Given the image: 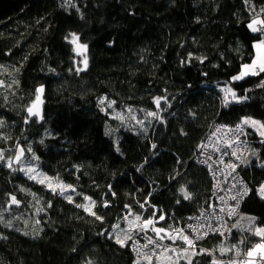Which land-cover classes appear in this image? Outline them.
<instances>
[{
	"label": "trees",
	"instance_id": "trees-1",
	"mask_svg": "<svg viewBox=\"0 0 264 264\" xmlns=\"http://www.w3.org/2000/svg\"><path fill=\"white\" fill-rule=\"evenodd\" d=\"M255 19L264 0H0V264L141 261L111 230L130 213L165 236L209 210L213 180L196 156L213 127L237 122L247 194L224 233L178 264H264L246 256L264 243V133L243 123L264 125V72L233 80L263 40ZM71 34L87 45L80 72ZM41 87L39 121L28 108ZM18 149L70 193L15 169Z\"/></svg>",
	"mask_w": 264,
	"mask_h": 264
},
{
	"label": "built area",
	"instance_id": "built-area-1",
	"mask_svg": "<svg viewBox=\"0 0 264 264\" xmlns=\"http://www.w3.org/2000/svg\"><path fill=\"white\" fill-rule=\"evenodd\" d=\"M255 27L264 28L260 24H256ZM260 32L264 34V31ZM255 71L259 72V69H255ZM260 75L261 72L257 76ZM230 103L231 101L228 98L227 101L225 98L223 99L224 106ZM238 125L239 129L237 128ZM218 129L219 131H217ZM243 135L244 126L241 122L218 124L213 127L206 140L200 146L196 160L209 170L213 180L215 203L209 210L199 213L185 229L173 227L168 230L163 239H159L156 233L150 231L149 226L144 228L143 231L140 230L138 226H143L145 220L140 219L137 221L136 219H131L130 213L123 217L117 227L125 233V242L130 244L136 258L158 260L167 252L175 256L192 258L197 253V241L210 234L224 233L227 220L237 215L241 200L245 196H237V193L247 191L239 172L240 165L248 153V145L243 140ZM229 144L231 145L230 147L228 146ZM233 152L236 155H232ZM233 196H236V199H233ZM181 236H188L189 239H192L194 247L189 248L181 239ZM149 238H152L156 243L149 244ZM184 248H189L188 252L182 251ZM165 249L168 250L166 251ZM145 253L148 255L145 256ZM255 262L259 263L261 259L256 257Z\"/></svg>",
	"mask_w": 264,
	"mask_h": 264
},
{
	"label": "snow or ice",
	"instance_id": "snow-or-ice-1",
	"mask_svg": "<svg viewBox=\"0 0 264 264\" xmlns=\"http://www.w3.org/2000/svg\"><path fill=\"white\" fill-rule=\"evenodd\" d=\"M256 24H260V25L264 26V20L255 19L251 23H249L248 27L253 32L264 31V28L254 27V25H256ZM78 41H79V37L76 34H71V39H70L69 43L76 45V48L74 49V51H76V54L77 55H81L82 51H86L87 50V45L86 44H79ZM257 47H264V40H260L259 43L257 44ZM201 62H203V61H201ZM83 63H84V67L86 68L87 67V58L86 57H85ZM243 67H244V69L246 71L241 72L240 75L233 77V80H241V79L244 78L245 75H249V74H251V75H258L259 72H264V65H261L260 66L259 72L252 70V67H253L252 65L245 64ZM83 70L84 69H82V68H77L76 69L77 72H80V71H83ZM261 86H264V85H261ZM227 91L231 93L233 99H237V102H239V98L236 97V94H235V92L232 89L229 88V89H227ZM42 92H43V88L42 87L37 89V93H42ZM159 99L160 98H157L156 99L157 105H159ZM36 100L37 101L40 100V96L39 95H37ZM225 100L227 101V96L225 97ZM101 103H103V100L101 101ZM33 107H35V103L33 104ZM33 107H29L28 108V113H29L30 116L31 115H38L39 114V113L33 112ZM149 115L154 116L155 113L150 112ZM243 123L244 124L251 123V124L255 125V124L258 123V121H255V120L249 121L246 118L243 121ZM261 127H264V125H261ZM237 128L239 129V125L237 126ZM217 131H219V129ZM228 146L230 147L231 145L229 144ZM153 147H155V146H153ZM232 155H236V153L233 152ZM0 159H3L2 154H0ZM16 159L19 160V157H17ZM9 167H11V163H9ZM20 170L21 171H25V169H20ZM34 171H35V169L28 168L27 171H26V174L27 173L34 172ZM35 178H36L35 176H30V179H35ZM40 182L43 183V181H40ZM49 187H51V185H49ZM57 187H61V189L63 191L64 188L70 187V186H64V185H59L58 184ZM53 191H55V189H53ZM73 191H74V189H73ZM180 192L183 194L184 199H190V194L183 187L180 189ZM246 194H247V191L245 190L242 193H237V196H242V195H246ZM257 194L262 199H264V184L260 185V187L257 189ZM232 198L233 199H236V196H233ZM11 199H12V203L13 204H17V205L19 204V202L16 200V198L14 196ZM85 199H88V197H85ZM69 201L71 202V198H69ZM77 206L78 207H81L82 205H77ZM93 206H94V202H93ZM105 206H107V204H105ZM85 210L88 211L89 209L85 208ZM221 211H223V209H221ZM91 214L94 215V216H96V219H101V217L98 216V215H96L95 213H91ZM229 215H231V213H229ZM135 219L137 221H139L140 220V217L139 216H136ZM160 219L162 220V219H164V217L161 216ZM152 224H153V220L152 219H148V220H145L144 221L143 226H138V227L140 228L141 231H143L144 228H146L148 225H152ZM154 231L157 233L159 239H163V236H160L159 234L165 233V229H163V228H155ZM194 231H196V230L194 229ZM256 234L257 235H260L262 238H264V229H256ZM205 235H207V233H205ZM197 238H199V237H197ZM181 239L189 246V248L194 247L193 240L192 239H189L188 236H181ZM116 242L118 244L123 245V242L119 238H117ZM173 242H175V241L173 240ZM148 243L149 244H155L156 241H154L152 238H149ZM145 247H147V245H145ZM189 248H184V249H182V251L188 252ZM165 250L167 251L168 249H165ZM201 251H205V250L202 249ZM257 251H259L261 253H264V243L256 244L251 250H249L247 252V256L251 257ZM147 255L148 254L145 253V256H147ZM261 259L264 260V255H261ZM213 264H215V261L213 262ZM247 264H252V262L251 261H248Z\"/></svg>",
	"mask_w": 264,
	"mask_h": 264
},
{
	"label": "rangeland",
	"instance_id": "rangeland-1",
	"mask_svg": "<svg viewBox=\"0 0 264 264\" xmlns=\"http://www.w3.org/2000/svg\"><path fill=\"white\" fill-rule=\"evenodd\" d=\"M72 45H73V48L75 49L76 45H74V44H72ZM85 57H86L85 51H82L81 55L77 56L76 61H75L76 68H84L83 61H84ZM257 124L263 125L262 122H260V121H258ZM261 128L263 129V131H261V132L264 133V127H261ZM16 154H17V152L14 154V157H16ZM19 156L20 157H19V160L17 162L12 161L13 167L15 169H17L19 171H21L20 169H25V171H27L28 168H33V169H35V171L29 173L30 176H35L37 180L43 181L44 183L51 185L52 189L60 190L63 194L68 195L70 193V189L68 187L64 188L63 191H62L61 187H57L58 184L64 185L60 181L58 182L56 179H51L49 177L42 175L39 171H37V169L33 165H30L28 162L21 161L22 157H23L22 151H20ZM64 186H66V185H64ZM47 187L51 189V187H49V186H47ZM110 235L112 236V238L115 241L117 240V238H119L123 242V244L125 243V233L120 228H118L117 226L111 230ZM258 252L259 251H257L256 253L253 254L254 255L253 258H256ZM261 255H264V253H261ZM261 255H260V257H261ZM253 258L248 257V259H253ZM181 260H183V257L164 256V257H162L158 260H155V261H151V260L136 261L135 264H178ZM246 264H247V262H246Z\"/></svg>",
	"mask_w": 264,
	"mask_h": 264
},
{
	"label": "crops",
	"instance_id": "crops-1",
	"mask_svg": "<svg viewBox=\"0 0 264 264\" xmlns=\"http://www.w3.org/2000/svg\"><path fill=\"white\" fill-rule=\"evenodd\" d=\"M262 37H263V40H264V34L263 33H262ZM257 44L255 46V55H254V58H253L252 62L249 64V65H252L253 66L252 67V70L259 69L261 65H264V47H257ZM244 71H246V70L243 67L242 72H244ZM258 255L260 256L261 253L258 252L257 253V256ZM246 256H247V254H246ZM247 257H249V256H247ZM253 257H254V255L251 256V257H249V258H253ZM230 264H237V262L234 261V262H231Z\"/></svg>",
	"mask_w": 264,
	"mask_h": 264
},
{
	"label": "water",
	"instance_id": "water-1",
	"mask_svg": "<svg viewBox=\"0 0 264 264\" xmlns=\"http://www.w3.org/2000/svg\"><path fill=\"white\" fill-rule=\"evenodd\" d=\"M65 1H69V0H65ZM37 95L40 96V100L37 101L35 99V101L33 102V104L35 103V107H33V104H32L31 107H33V112L39 113V114L38 115H31V116L36 117L39 121H41L42 120L41 107H42V96H43V92L42 93H37ZM20 151H21L20 149L17 150V157H19ZM15 161H18V160L16 159Z\"/></svg>",
	"mask_w": 264,
	"mask_h": 264
}]
</instances>
